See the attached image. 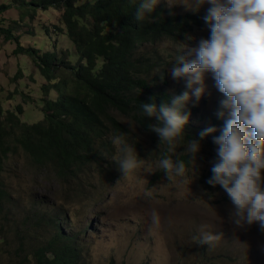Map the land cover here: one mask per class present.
<instances>
[{
	"label": "trees",
	"instance_id": "trees-1",
	"mask_svg": "<svg viewBox=\"0 0 264 264\" xmlns=\"http://www.w3.org/2000/svg\"><path fill=\"white\" fill-rule=\"evenodd\" d=\"M12 1L23 8L22 19L27 14L34 18L37 10L49 8L59 11L60 17L59 23L53 25L59 37L50 40V47L46 43L25 45L15 32L22 26L18 21L0 28L6 40L16 42L13 54L29 56L44 79L38 100L43 114L40 121L25 122L23 104L0 110V217L7 224L17 220L12 207L16 204V193L9 178L20 177L18 158L26 162L28 171H34V184L56 180L65 187L77 182L91 165L97 164L104 170L106 154L115 151L112 136L126 133V138L131 134L128 140L140 145L122 118L159 137L148 128L156 123L155 118L146 117L141 105L149 103L159 108L171 104L174 94L165 86L171 69L179 66L175 62L177 56L188 60L187 35L196 28L210 31L203 20L206 14H181L160 2L153 13L137 21L135 12L142 0L135 3L132 0ZM10 6L11 3L0 4V13ZM47 32L49 27L45 30L49 38ZM60 37L68 38L71 46L60 47ZM184 111L193 116L199 112L190 102ZM221 118L218 113L213 115L212 127L217 131L204 138L199 133L206 128L189 120L185 129L188 136L176 139L185 144L190 139L201 142L211 135L219 136L225 124ZM177 158L189 167L188 154ZM211 176V169L202 176L207 189L212 186L207 183ZM43 199L35 200L34 215L28 213L24 226L28 228L35 221L39 227L50 228L52 236L47 243L36 245L21 264H89L84 238L90 222L80 231L74 227L72 217L58 205L43 210ZM111 264L116 262L113 260Z\"/></svg>",
	"mask_w": 264,
	"mask_h": 264
},
{
	"label": "rangeland",
	"instance_id": "rangeland-1",
	"mask_svg": "<svg viewBox=\"0 0 264 264\" xmlns=\"http://www.w3.org/2000/svg\"><path fill=\"white\" fill-rule=\"evenodd\" d=\"M157 2L174 7L181 14H207L211 7L205 3L199 11H190L186 5L195 9V0ZM2 3H11V6L0 13V28L18 21L22 26L15 32L20 34L25 45L46 43L50 47V40L59 37L53 25L59 23L60 12L54 8L39 9L34 18L27 14L22 19L23 8L12 0H0ZM46 27H49V38L45 36ZM32 31L35 34H31ZM189 36L193 39H188ZM209 37L210 31L196 28L187 35L185 49L196 47L200 39ZM59 43L60 47L71 46L66 37H60ZM15 48L16 42L6 40L0 31V110L23 104L24 121H40L43 114L38 100L44 79L29 56L13 54ZM72 58H77L75 53ZM205 86L206 91L198 101L195 97L189 101L199 110L197 115H190L189 120L195 126L208 128L212 127L211 118L215 113L227 110L221 108L220 102L225 97L216 88L211 73L205 74ZM165 88L174 95L190 91L186 88L185 78L175 79L171 72ZM122 119L134 131L140 144L137 146L128 140L132 138L131 134L125 138L139 156L138 167L126 178L112 161L117 153L116 147L113 153L106 154L104 170L97 164L91 165L77 182L65 187L56 180L50 184H34V171H28L26 162L17 159L20 177L9 178L16 193V204L12 207L17 220L7 224L0 217V264H21L24 256H29L36 245L47 243L52 236L50 228L39 227L35 221L28 228L24 226L28 213L33 217V204L40 197L44 198L43 210L52 204L58 205L72 217L76 229L82 231L90 222L84 238L89 264H111L113 260L116 264H264V232L258 223L237 228L229 219L233 205L227 193L215 187L207 189L202 183L203 174L211 169L216 158L218 146L213 143L214 136L200 142L201 150L195 162L190 159L184 177L173 172L174 182L171 183L156 163L165 153L167 144L161 145L159 137L147 134L128 119ZM174 145L173 152L168 153L174 161L187 155V143L181 144L176 139ZM140 158L144 159L143 163L139 162ZM149 166L153 173L146 171ZM157 174H161L160 177ZM153 209L159 216L157 226L153 225L151 217ZM202 225H207L205 230L213 234L223 233L214 247L201 246L193 240L194 236H199Z\"/></svg>",
	"mask_w": 264,
	"mask_h": 264
},
{
	"label": "clouds",
	"instance_id": "clouds-1",
	"mask_svg": "<svg viewBox=\"0 0 264 264\" xmlns=\"http://www.w3.org/2000/svg\"><path fill=\"white\" fill-rule=\"evenodd\" d=\"M205 3L211 5L203 17L210 37L200 39L196 47L188 46L190 59L177 56L175 62L179 66L171 69L173 78H185L190 91L174 95L170 105L157 108L155 104L144 103L141 107L146 117L156 120L148 125L149 130L159 136L161 145L168 146L156 163L172 183L173 172L185 176L186 164L182 159L174 161L168 153L173 152L176 138L188 136L185 129L190 113H185V106L193 97L198 101L204 95L205 74L211 73L216 88L225 97L220 102L221 108L227 111L218 112L225 124L221 134L213 137L218 147L207 183L211 188L219 185L227 193L233 205L229 217L233 225L244 228L258 223L264 232V0H195V9L186 7L199 11ZM156 6L157 0H142L135 12L136 20H144ZM216 131L215 127H208L199 136L204 138ZM126 135L111 137L117 149L112 161L123 178L138 167L139 157L135 147L125 139ZM200 150L199 140H188L186 153L191 161L195 162ZM139 162L143 163L144 159L140 158ZM146 171L153 173L150 166ZM147 195L150 197L151 192ZM151 217L157 226L159 216L155 209ZM207 227L202 225L199 236L193 240L211 248L223 233L213 234L205 230Z\"/></svg>",
	"mask_w": 264,
	"mask_h": 264
}]
</instances>
